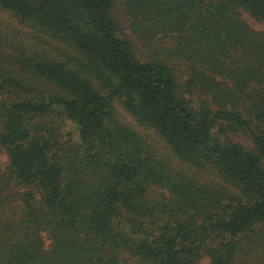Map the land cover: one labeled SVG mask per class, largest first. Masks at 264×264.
<instances>
[{
  "label": "trees",
  "instance_id": "trees-1",
  "mask_svg": "<svg viewBox=\"0 0 264 264\" xmlns=\"http://www.w3.org/2000/svg\"><path fill=\"white\" fill-rule=\"evenodd\" d=\"M247 18L264 0H0V264H264Z\"/></svg>",
  "mask_w": 264,
  "mask_h": 264
},
{
  "label": "rangeland",
  "instance_id": "rangeland-1",
  "mask_svg": "<svg viewBox=\"0 0 264 264\" xmlns=\"http://www.w3.org/2000/svg\"><path fill=\"white\" fill-rule=\"evenodd\" d=\"M246 20L255 30L264 31V27L263 26L254 23L252 20H250L248 18ZM241 141H243V140L241 139ZM4 161H5V157L2 154H0V165H3ZM205 263L206 262H204L203 264H205Z\"/></svg>",
  "mask_w": 264,
  "mask_h": 264
}]
</instances>
